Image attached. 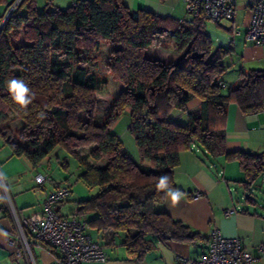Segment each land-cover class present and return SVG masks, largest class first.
<instances>
[{
    "label": "trees",
    "instance_id": "trees-1",
    "mask_svg": "<svg viewBox=\"0 0 264 264\" xmlns=\"http://www.w3.org/2000/svg\"><path fill=\"white\" fill-rule=\"evenodd\" d=\"M36 4L19 0L4 21L0 15V137L12 156H23L36 167L60 146L77 159L80 178L95 192L76 200L68 216L85 217L90 229L103 233L102 244L91 235L102 247L115 245L122 234L128 255L141 260L156 241L200 237L159 210L166 195L157 189V178L168 174L176 187L180 153L197 146L207 156L237 161L244 188H251L264 174V150L226 151V106L233 102L244 114L264 111V69L241 70L235 87L217 82L231 49L213 46L200 15L162 17L128 8L123 0H75L65 8L47 4L43 11ZM155 41L181 56L167 63L148 59L145 50ZM104 45L110 49L107 70L125 89L98 121L97 92L105 81L97 62ZM13 77L34 93L27 108L9 94ZM193 98L201 102L190 110L187 103ZM125 108L139 160L110 130ZM175 109L185 113L186 124L169 119ZM13 120L20 123L18 130ZM79 138L92 142L90 151L75 149Z\"/></svg>",
    "mask_w": 264,
    "mask_h": 264
},
{
    "label": "crops",
    "instance_id": "crops-1",
    "mask_svg": "<svg viewBox=\"0 0 264 264\" xmlns=\"http://www.w3.org/2000/svg\"><path fill=\"white\" fill-rule=\"evenodd\" d=\"M6 1V4H0V15L4 17L14 4V0ZM74 1L42 0L44 9L47 4L65 8ZM123 2L131 9H145L162 17L172 16L185 19L184 0H123ZM238 7L246 8L247 0H236L234 18L228 20L232 25L228 31L225 28L233 35L218 33L205 25L214 47L231 49V53L223 59L224 72L216 77L217 82L225 87L239 85L241 70L261 69L257 64L264 61V46L255 45L246 39L248 20L243 34L237 30ZM144 55L148 59H159L165 63L177 60L181 56L180 53L170 48L161 47L159 42L153 43L146 49ZM200 102V99L193 98L187 103V108L196 109ZM3 107L4 105L0 102V109ZM225 149L226 151L242 150L250 153L264 150V112L244 114L235 103H228L225 119ZM28 164L34 169L41 165L33 167L29 161ZM28 171L27 169L16 173L7 171L3 175L5 184L14 197L22 195L28 189L35 192L36 196L30 202L26 199H24L27 202L25 204H23V199L16 202L20 209L21 219L30 214L42 212L44 198L59 186V184L47 186L46 182L41 186H36L34 179L27 182L20 181L27 176ZM39 173L36 172V174ZM260 177H264V174ZM244 179V174L237 161H227L223 156L216 158L207 156L197 146L195 151H182L179 164L174 170V183L185 193V197L179 204L172 205L169 198L165 196L158 208L172 218L188 224L192 229L200 232L201 236L182 241L168 240L165 243L156 241L155 248L148 251L141 260H135L128 255L122 245L123 235L120 234L115 240V245L103 246L107 255L106 261L83 264H166L165 250L173 254L174 264H191L190 261L197 259L207 251L208 234L213 227H217L225 237L239 238L244 248L257 257V260L250 264H264V199L258 200L253 193L256 180L251 188L246 190L242 183ZM234 190L235 194L232 192ZM196 193L200 195L197 196ZM70 200L71 197L57 205L56 209L60 214L68 216L75 211V204L70 205ZM226 211L230 212L226 213ZM15 226L8 205L4 203L0 195V228L8 233L7 237L0 236V264H29L24 255L21 257L17 255L22 249L21 246L11 242ZM90 232L95 240L103 243V233L93 229H90ZM32 254L36 264H51L58 251L51 246L39 248L34 245Z\"/></svg>",
    "mask_w": 264,
    "mask_h": 264
},
{
    "label": "built area",
    "instance_id": "built-area-1",
    "mask_svg": "<svg viewBox=\"0 0 264 264\" xmlns=\"http://www.w3.org/2000/svg\"><path fill=\"white\" fill-rule=\"evenodd\" d=\"M247 7L250 14L246 39L255 45L264 46V0H247ZM184 9L187 14L200 15L206 20H232L236 0H184ZM46 181L47 176L42 173L34 177L36 186H41ZM70 194V186L56 187L44 198L42 212L22 219L18 217L12 203H9L8 208L16 225L11 242L22 248L17 253L18 257L24 255L29 264H36L32 254V247L35 245L39 248L51 246L58 251L51 264H83L107 260L104 248L91 237L85 218L57 212V205L69 198ZM208 237L207 251L190 261L191 264H250L257 260L256 256L244 248L239 238L225 237L217 227L210 229Z\"/></svg>",
    "mask_w": 264,
    "mask_h": 264
},
{
    "label": "rangeland",
    "instance_id": "rangeland-1",
    "mask_svg": "<svg viewBox=\"0 0 264 264\" xmlns=\"http://www.w3.org/2000/svg\"><path fill=\"white\" fill-rule=\"evenodd\" d=\"M15 1L16 0H14L13 3H15ZM37 9L39 11L44 10L42 0H38ZM249 14V8H237L236 25L237 30H239L240 34H243L244 32ZM191 18L192 15L185 12V20H190ZM205 25L209 28H213V30L218 33H229L230 35H233L232 32H227L229 27L232 25V23L228 20H221L218 22H215L213 20H206ZM225 28H227V31L225 30ZM156 42L158 41H155L154 43ZM109 51V47L104 45L102 47V50L98 54V71L104 77L105 81V84L97 92V97H99L100 99V104L98 105V108L96 110V118L98 121H100V117L106 113V109L110 107L112 101L118 96V94L121 93V91L125 89L122 83L114 80L107 70L106 61ZM257 66L258 68L264 69V61H262L260 64H257ZM169 119L180 124L187 123L185 113L176 109L170 113ZM129 123L130 109L125 108L118 119L111 125L110 130L119 137L120 141L131 153L133 158L135 160H139V152L136 147L134 138L128 130ZM11 125L13 130H18L20 127V123L18 122V120H13L11 122ZM69 141L71 140L69 139ZM75 143V149L81 154L90 151L93 145L92 142L84 138L76 139ZM11 154V148L0 137V195L3 197V201L5 204L9 205L10 202L12 203L13 207L16 209L18 217L20 209H18L16 202L21 201L22 199H26L27 202H30L36 195L34 190L28 189L26 192H23L22 195L19 194V196L16 195L14 197V195L9 192L5 184V177H3L4 173L7 171H9L10 173H16L24 169L29 170L27 176H24L20 180L22 182H27L30 179H34L36 172H40L43 175L47 176V186L57 184H59V186H70L72 190L69 196L71 197V200L69 202L70 205H74L75 201L78 199L90 197L95 192L94 188L88 187L80 178L82 168L79 165L77 159L63 147L57 146L56 148H54L53 151L49 153L48 157L36 169L30 167V164H28V160L25 157H15L11 156ZM105 163L106 162L103 161L100 163V165H104ZM232 192L233 194L236 193L235 190ZM253 193L258 200L264 199V177H258L256 179L254 183ZM27 202H25L24 200L23 204Z\"/></svg>",
    "mask_w": 264,
    "mask_h": 264
},
{
    "label": "clouds",
    "instance_id": "clouds-1",
    "mask_svg": "<svg viewBox=\"0 0 264 264\" xmlns=\"http://www.w3.org/2000/svg\"><path fill=\"white\" fill-rule=\"evenodd\" d=\"M8 91L12 100L23 108H27L34 99V93L29 85L19 78L13 77L8 81ZM156 187L165 192L166 197L169 198L172 205L179 204L185 197V193L180 188L171 186L170 176L168 174L161 175L157 178ZM7 235L8 233L0 228V236L7 237ZM172 257L173 254L165 250L166 264H174Z\"/></svg>",
    "mask_w": 264,
    "mask_h": 264
},
{
    "label": "water",
    "instance_id": "water-1",
    "mask_svg": "<svg viewBox=\"0 0 264 264\" xmlns=\"http://www.w3.org/2000/svg\"><path fill=\"white\" fill-rule=\"evenodd\" d=\"M18 1H19V0H16V2L13 4V6L9 9V11H8L7 15L4 17L3 21L7 18L8 14L14 9V7H15L16 4L18 3ZM2 24H3V22L1 23L0 28H1ZM3 134H5V132H3ZM9 138H10V136L8 135V136L6 137V140H8Z\"/></svg>",
    "mask_w": 264,
    "mask_h": 264
}]
</instances>
